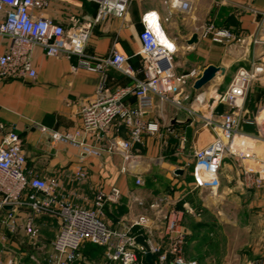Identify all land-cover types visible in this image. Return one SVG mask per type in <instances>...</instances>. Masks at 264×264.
<instances>
[{"label":"crops","instance_id":"obj_1","mask_svg":"<svg viewBox=\"0 0 264 264\" xmlns=\"http://www.w3.org/2000/svg\"><path fill=\"white\" fill-rule=\"evenodd\" d=\"M96 10L97 6L86 0H47L46 7L34 13L69 32L89 27L85 55L106 57L111 50H117L128 58L138 79L143 77L139 56V33L143 29L141 19L147 13H154L163 35L175 43L178 52L186 55L184 61H176L178 52L175 54L176 73L183 72L177 65H184L192 54H202V70L208 65L226 68L223 85L217 89L212 84L202 93L203 101L199 106L203 109L210 106L216 92L228 86L238 68H248L259 59L264 62L261 43L264 39V0H196L184 12L171 9L168 0H130L123 17L109 16L99 23H94ZM227 16L230 19L225 20ZM208 23L230 29L240 40L215 44L210 39H202L200 32ZM220 24L224 26L220 27ZM183 27L191 32L182 34L183 40L177 44L168 33ZM193 33L198 34L199 43L182 50ZM9 43V38L0 36V54L6 51ZM31 59L37 73L35 80L0 79V125L4 129L14 128L19 135L27 170L40 178H56L64 189V195L73 204L86 208H93L92 200L97 191L108 192L113 187L119 189L118 202L106 204L103 208L105 220L115 229L120 224H130L137 217L145 216L146 227L135 228L133 233L143 235L151 247L166 246L164 218L168 210L176 209L183 212L181 229L185 237L183 250L186 259L197 264H264V180L259 189H245L240 169L228 158V169L226 173L221 171L217 189H194L192 184V187L185 186L184 175L187 172L190 176L189 165L192 162L190 141L199 121H191L182 110L156 108L146 118L159 122V133L145 136L141 144H134L131 162L122 170L124 163L120 155L90 157L68 145L52 143L41 134L39 126L58 131L78 128L79 109L93 99L102 79L110 91L131 85L132 79L109 67L104 74L87 71L77 67L76 56L48 57L39 47L32 50ZM190 92L196 94L192 89ZM129 102L134 105L133 98H129ZM260 106L259 102L252 105ZM244 107H250L249 103L246 102ZM164 109L171 117L163 125ZM199 113L206 115L202 109ZM173 118L179 124L170 125ZM241 129L249 135L258 133L255 125H242ZM108 136L127 139L122 127L111 129ZM180 136L186 137L184 144H180ZM163 145L170 155L161 154ZM182 145L191 156L185 160L179 156ZM254 150L264 158L263 137L258 139ZM80 169L87 173L84 182L74 180ZM175 169H182V176H175ZM160 170L164 171L168 186L158 184ZM138 179L140 185L136 184ZM193 191L198 200L189 198V192ZM202 191L214 194L215 198L206 200ZM7 210L10 209L0 210V261L13 264L16 261L12 253L28 249L23 230L27 218H32L39 229L40 241H48L49 255L51 240L45 231L51 229L50 219L45 215H34L26 208L16 209L18 227L11 233L1 224ZM199 211L201 214L197 215ZM104 253V248L86 243L77 264H101Z\"/></svg>","mask_w":264,"mask_h":264},{"label":"built area","instance_id":"obj_2","mask_svg":"<svg viewBox=\"0 0 264 264\" xmlns=\"http://www.w3.org/2000/svg\"><path fill=\"white\" fill-rule=\"evenodd\" d=\"M97 6L94 23L107 17H123L130 0H86ZM196 0H168L173 10L188 11ZM47 0H0V36L9 38V46L0 54V79L35 80L37 73L32 64L31 53L35 47L42 49L48 57L76 56L77 67L90 72L104 74L106 68H113L132 79V84L110 91L104 80L96 89L91 101L81 105L78 118L79 127L58 131L39 126L41 134L52 143L65 144L90 157L99 158L104 154H118L124 166L132 159V146L141 144L145 136H153L160 131L156 119H147L158 105L171 103L187 113L189 119L198 122L190 141L192 162L190 176L194 189H217L226 159H231L242 175L245 189H259L264 180V158L254 150L258 139L264 138V104L257 110L254 119H246L239 114L217 113L218 105H226L241 112L249 85L264 74V62L257 60L248 68H238L228 86L216 92L211 98L206 115L199 113V107L182 106L180 95L186 85H192L196 72L177 75L174 66L176 45L167 39L154 13L142 16V31L139 33L141 59L140 79L135 77L128 58L117 50H111L106 57H88L84 47L88 40L89 27L66 31L61 25L35 14L43 10ZM264 18V12L262 13ZM202 39H210L215 44H225L240 40L230 29L217 28L212 23L205 24L200 32ZM264 46V39L261 41ZM197 78V77H196ZM129 98L134 99V105ZM203 99L195 98L197 104ZM197 120V121H196ZM242 125H255L256 135L242 132ZM122 127L127 139L109 137L111 129ZM0 135V210L10 206L1 224L14 233L18 227L15 210L26 208L34 215L55 216L58 229L51 241V252L46 264H77L81 260V249L91 244L104 248L103 264H146L144 250L135 243L137 236L133 229H144L147 219L139 216L130 224H120L111 228L104 217L106 204H114L120 198L119 189L113 187L108 192L97 191L92 200L93 208L73 204L65 195L59 180L53 177L40 178L26 169V158L19 135L14 128L4 129ZM180 144L186 142L180 136ZM85 170L80 169L74 180L84 182ZM140 185L141 181L136 180ZM187 211L192 212L187 208ZM201 211L197 213L200 215ZM183 212L176 209L167 211L163 222V233L167 240L165 247H151L154 264H197L184 257L185 237L181 229ZM25 234L36 239L39 233L32 218L23 224Z\"/></svg>","mask_w":264,"mask_h":264},{"label":"rangeland","instance_id":"obj_3","mask_svg":"<svg viewBox=\"0 0 264 264\" xmlns=\"http://www.w3.org/2000/svg\"><path fill=\"white\" fill-rule=\"evenodd\" d=\"M225 18H226L225 20L230 19V17H228V16ZM222 26H224V25L220 24V27H222ZM199 29H197V30H199ZM193 30L196 31V29H193ZM189 32H191V31H189V29H186L183 27V29L182 28L181 29L176 28V30L172 29L171 34L168 33V35L172 39H174V41H176L177 44H180L181 40H183L181 37L182 34H184V33L188 34ZM177 52H178V50H176V53ZM175 54H174V56H175ZM185 56L186 55L178 52L175 59H176V61H178V60L184 61ZM177 67L179 69H182L181 71H183L182 73H176L177 75L186 74V73H189V72L194 70L196 72L195 77L190 78L189 81H192L194 79L196 80L201 75V72H202V54H198V55L192 54L191 56H189L186 59L184 65L182 63H180L179 65H177ZM188 83L189 84L186 85L184 91L180 95V102H181L182 106H185V104H188V107L196 106V107H199V109H202V111L204 110V112H206V114H207L209 107H206L205 109H207V110L205 111V109H203L202 107L199 106L200 104H197L195 102V98L197 96H200L202 93L198 94V95L191 93V92L189 93V91H191V84H190V82H188ZM246 102L249 103L250 107H243V110L240 113L237 112L235 109H232L231 107H228L226 105H219L218 107H216L215 110L217 113L239 114L246 119H254V117L256 116L257 110L260 107H252V105H254L256 102H259V104H261V105L264 104V74L261 77L257 78L255 81H253L249 85L246 96H245L244 105ZM158 107L157 108L159 110L161 109L160 107H170L171 109H175L176 111L179 110L176 108L177 106L172 105L171 103H164L162 105H158ZM162 117H163L162 123L164 125L169 121V118L171 117V115H170V113L169 114L165 113V109H164V115ZM166 148L167 147L165 145L162 146V149L160 151L161 154L170 155L171 153L169 154V151ZM180 148H181V151L179 153V156L181 159L185 160V159L191 157L190 153L185 150L186 149L185 145H182ZM227 161L228 160H225L223 167H222V172H224V173H226V170L228 169ZM164 174H165L164 171L160 170L159 175H157L160 177V178H158L159 179L158 184L160 183V186H162V187L168 186V184H167L168 180H166V178H164ZM184 181H185L184 182L185 186L189 187V185L191 186V184L193 186V181L191 180V178L187 172L184 175ZM202 197L205 198L206 200L215 198L214 194H211L208 191H202ZM189 198L191 200H198L199 199L198 197L195 196L194 191L189 192ZM203 210L204 209L202 208V212H203ZM45 216L48 219H50V222H51V224H50L51 229L49 231H45V233H46V236L48 238H50V240L52 241V238L55 236L57 228H58V220L55 216H48V215H45ZM50 240H49V242H50ZM24 242H25V244H27L26 246L28 249L23 248L21 250L24 253V255H22V256H21L22 252L21 253H17V252L12 253L14 255V258L16 261L15 263L13 262V264H44L45 258L48 256V253H49V245H47L48 241H46V240L40 241V236L38 233V236L36 239H31L30 237H28L26 235ZM0 264H6V263L1 260ZM101 264H103V262Z\"/></svg>","mask_w":264,"mask_h":264},{"label":"water","instance_id":"obj_4","mask_svg":"<svg viewBox=\"0 0 264 264\" xmlns=\"http://www.w3.org/2000/svg\"><path fill=\"white\" fill-rule=\"evenodd\" d=\"M199 36L196 33H193L189 39L185 41V47H182V50L184 49H190L191 47L197 45L199 43ZM226 76V68L223 66H215V65H208L205 67L201 75L193 81L191 85V89L196 94L203 93L210 85H215L217 89H219L224 82ZM179 124V122L173 118L170 121V125H176ZM173 174L175 176H182L183 170L182 169H175L173 171ZM7 209H11L10 206L7 207ZM134 241L136 244H138L140 247L143 248V260L146 264H154V255L151 252V247L148 244V242L145 240V237L143 235H137L134 238Z\"/></svg>","mask_w":264,"mask_h":264},{"label":"bare ground","instance_id":"obj_5","mask_svg":"<svg viewBox=\"0 0 264 264\" xmlns=\"http://www.w3.org/2000/svg\"><path fill=\"white\" fill-rule=\"evenodd\" d=\"M160 33H161V30H160ZM160 35L163 36V34H160ZM202 97H203V94L200 95V99H202Z\"/></svg>","mask_w":264,"mask_h":264}]
</instances>
